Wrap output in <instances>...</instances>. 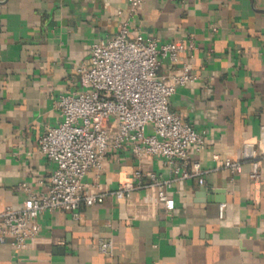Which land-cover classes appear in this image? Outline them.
<instances>
[{
  "label": "crops",
  "instance_id": "1",
  "mask_svg": "<svg viewBox=\"0 0 264 264\" xmlns=\"http://www.w3.org/2000/svg\"><path fill=\"white\" fill-rule=\"evenodd\" d=\"M127 9L126 0H0V212L22 205L20 182L46 188L55 165L39 153L38 139L62 119L55 100L77 87L76 67L94 43L119 31ZM129 31L131 39L193 43L177 71L188 65L197 80L178 87L170 104L206 133L191 155L213 170L203 184L173 183L171 214L161 203L139 205L149 189L134 191L133 205L109 196L84 206L79 220L47 210L27 247L0 242V264H264V160L254 182L248 164L233 175L214 170L213 159H239L245 141H264V0H146ZM136 169L171 175L163 159L127 149L109 152L102 171H89L84 182L113 190ZM109 237L112 255L96 247Z\"/></svg>",
  "mask_w": 264,
  "mask_h": 264
},
{
  "label": "built area",
  "instance_id": "2",
  "mask_svg": "<svg viewBox=\"0 0 264 264\" xmlns=\"http://www.w3.org/2000/svg\"><path fill=\"white\" fill-rule=\"evenodd\" d=\"M126 1L127 17L119 31L92 45L89 59L76 67L77 87L60 93L55 100L61 121L47 127L38 139L39 153L55 165L46 188L35 191L27 182H20L18 189L26 194L22 205L7 206L0 212V242H10L15 250L27 247L40 233L39 218L47 210L69 212L79 220L84 206L102 204L109 196L133 205L132 193L149 189L139 205L161 203L171 214L175 207L173 183L196 178L203 184L205 175L213 170L204 168L191 155L192 148L205 146L206 133L183 120L170 104L178 87L197 80L188 65L177 71L180 55L193 48V43H160L141 35L129 38L130 20L146 0ZM166 61L170 72L160 76L159 69ZM127 149L136 156L163 159L171 175L136 169L116 189L108 191H94L84 182L89 171H102L109 152ZM213 159L214 170L225 168L233 175L248 164L249 178L258 182L264 141H245L239 159H221L217 154ZM114 246L113 237L96 242L97 249L106 255L113 254Z\"/></svg>",
  "mask_w": 264,
  "mask_h": 264
},
{
  "label": "rangeland",
  "instance_id": "3",
  "mask_svg": "<svg viewBox=\"0 0 264 264\" xmlns=\"http://www.w3.org/2000/svg\"><path fill=\"white\" fill-rule=\"evenodd\" d=\"M148 131L147 132H149L150 131V128L149 129H147Z\"/></svg>",
  "mask_w": 264,
  "mask_h": 264
}]
</instances>
